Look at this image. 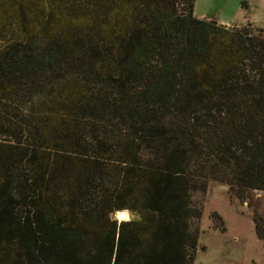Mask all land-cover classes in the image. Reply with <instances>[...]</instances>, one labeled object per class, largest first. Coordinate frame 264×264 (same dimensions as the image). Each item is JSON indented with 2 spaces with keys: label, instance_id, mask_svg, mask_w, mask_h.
Wrapping results in <instances>:
<instances>
[{
  "label": "trees",
  "instance_id": "trees-1",
  "mask_svg": "<svg viewBox=\"0 0 264 264\" xmlns=\"http://www.w3.org/2000/svg\"><path fill=\"white\" fill-rule=\"evenodd\" d=\"M195 4L0 0V264H194L197 192L264 191V29Z\"/></svg>",
  "mask_w": 264,
  "mask_h": 264
},
{
  "label": "rangeland",
  "instance_id": "rangeland-1",
  "mask_svg": "<svg viewBox=\"0 0 264 264\" xmlns=\"http://www.w3.org/2000/svg\"><path fill=\"white\" fill-rule=\"evenodd\" d=\"M195 14L233 29H264V0H196ZM196 196L199 214L193 229L199 238L194 264H264V237L259 236L255 220L258 215L264 220V191L249 190L240 199L229 185L210 181L207 190ZM118 215L142 218L131 210ZM112 218L120 222L117 214Z\"/></svg>",
  "mask_w": 264,
  "mask_h": 264
},
{
  "label": "bare ground",
  "instance_id": "bare-ground-1",
  "mask_svg": "<svg viewBox=\"0 0 264 264\" xmlns=\"http://www.w3.org/2000/svg\"><path fill=\"white\" fill-rule=\"evenodd\" d=\"M121 211H128V210H121ZM118 212H120V211H118ZM118 212H117L116 214H117V218H118L119 220H121V221L125 220V221H126V220L129 219V218H128V219H121V218L119 217V215H118Z\"/></svg>",
  "mask_w": 264,
  "mask_h": 264
},
{
  "label": "water",
  "instance_id": "water-1",
  "mask_svg": "<svg viewBox=\"0 0 264 264\" xmlns=\"http://www.w3.org/2000/svg\"><path fill=\"white\" fill-rule=\"evenodd\" d=\"M121 221V220H120Z\"/></svg>",
  "mask_w": 264,
  "mask_h": 264
}]
</instances>
